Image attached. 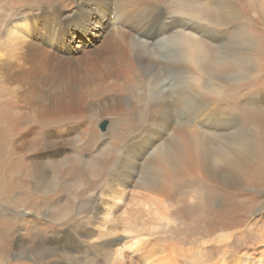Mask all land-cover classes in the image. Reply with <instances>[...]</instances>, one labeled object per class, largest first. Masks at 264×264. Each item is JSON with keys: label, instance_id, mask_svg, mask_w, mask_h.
<instances>
[{"label": "bare ground", "instance_id": "bare-ground-1", "mask_svg": "<svg viewBox=\"0 0 264 264\" xmlns=\"http://www.w3.org/2000/svg\"><path fill=\"white\" fill-rule=\"evenodd\" d=\"M40 1L43 7L33 13L34 20L29 25L26 22L21 24L9 21L8 27L0 26V78L13 74L10 76L12 82H20L21 79L22 84L14 87L19 92V98L29 105H34L35 101L41 116H68L71 119L40 132L33 130L31 123L20 122L13 125L0 106V204L14 209L23 208V201L19 196L14 199L11 197L17 191L29 193V175L31 186L42 191L36 195L31 205L36 208L34 210L41 208L40 204L48 198L65 193L66 199L57 209L45 202L42 207L44 209L40 212L49 217L58 215V218L50 220L55 225L59 223L65 226L69 221L74 224L67 227L61 236L58 237L55 233L45 239L48 226L45 230L41 226L39 229L32 227L34 230L27 233H17L15 228L17 231L22 230L16 225L17 222L25 219L22 216H9L11 212L7 215L0 213V264H12L7 260L10 256L20 259L27 254L24 250V233L31 244L34 238H38V245H34L36 249L32 251L37 264H93L96 260H102L99 264H181L177 258L179 251L173 244H162L156 251L150 242L152 238L148 237L149 232H145L147 235L135 233L129 239L125 236L138 232V224L141 227L144 224L147 226L152 212L153 215L156 210L161 213L158 211L163 206H160L161 197L173 200L170 189L186 176H200L226 189L236 190L250 181L253 172L259 175L255 180L264 182V148L261 137L249 134V127L246 125L245 131L242 130L244 128L237 129L236 132L229 133L226 139L223 138L222 134L227 132L226 125L235 120L236 115L217 103L222 91L219 89L227 80L226 77L232 75L231 71H237L241 79L243 73L256 67V50L251 36L247 34L248 44L237 51L248 66L241 63L236 65V62L227 63L220 70L223 73H219L220 77L215 76L210 86L201 87L199 78L209 72L207 65H215L214 61H219L215 50L189 30L195 23L212 14L206 7L195 5L193 10L186 9L195 20L182 13L164 21L155 29L154 21L158 17L155 15L153 2L158 4L161 0H68L70 9H58L57 4H67L65 0ZM228 3L230 4L223 9L224 21H214L208 26V30H215L216 34L223 30L220 35H244L243 29L246 26L241 21V14L235 10L239 8L234 2ZM183 18L192 22L187 24ZM174 20L180 25L171 26ZM93 22L98 23L97 29ZM201 23L204 24V20ZM229 23L232 29L227 27ZM43 25L45 26L42 27ZM203 29L199 28L201 31ZM70 30L76 34L90 35L89 40L78 43L73 52L70 45L75 37ZM165 37H173L172 44L176 45V69H187L190 74L188 83L184 80L185 77H181L175 83V88L170 79L167 78L168 83L166 77H162L165 74L157 71L158 76L153 77V66L156 69L158 62L152 56L155 53L152 44L164 41ZM87 45L92 47L87 49ZM16 73L20 74L16 76ZM135 81L142 82V96L147 97V130L155 128L171 133L168 141L158 145L159 148H155L152 154L151 165L154 171L146 165L139 175L130 167L135 164L134 159L123 156L117 160L116 167L103 182L106 163L115 156L113 150L97 152V156L91 158L92 161H81L80 157L70 153L58 158L67 146L73 147L81 141L87 142L90 149L94 146L93 151H96L95 141L89 134L95 135L94 138L97 134L86 125L89 116L119 108L120 105H131L138 100L137 97L133 98L137 93ZM184 82L187 83L186 86H192L193 90V86H197V90L190 93L183 86ZM193 82L196 84L193 85ZM154 90L159 92L157 97ZM128 93L133 94V99L128 97ZM185 103L190 105V111L194 110V114L188 119L190 126L180 123L179 114ZM173 107L174 112L169 115L168 110ZM243 122L262 130L264 106H256L246 112ZM209 123L221 128V134H218L221 136L217 137L208 131L201 132L197 139L194 138L198 131L196 127L203 128ZM153 139L151 138L152 144L157 140ZM77 145L74 146L76 153L81 152ZM126 148L123 151L131 155L136 150L132 145H127ZM141 150L146 152V148ZM88 168L90 170L87 173ZM19 170L21 176L18 179L16 174L20 173ZM91 176L94 178L89 179ZM72 179L75 181L72 186L66 184L67 180ZM53 184L52 193L48 196L44 191ZM89 188L96 190L93 201L75 205L76 200L82 198ZM152 195H156L155 198H151ZM212 196L208 195L201 205L202 215L196 221L191 217L196 224L203 219ZM153 200L157 203H153ZM71 205L73 207L70 208ZM69 209L75 210L76 217H72L74 214ZM120 210L121 216L118 215ZM23 213L28 212H20L19 215ZM192 222L188 220L184 223L187 225ZM227 233H222L219 237H227ZM261 235L262 232L255 237L260 249L257 256L243 252L239 254L240 258H236V253L227 260L225 250L215 264H264V238ZM76 236L80 237L83 250L91 247L89 251L97 253L79 258L68 254L70 249L72 252L79 249L75 244L67 242ZM11 237L19 242L15 251L10 249ZM22 263L20 260L15 262Z\"/></svg>", "mask_w": 264, "mask_h": 264}, {"label": "rangeland", "instance_id": "rangeland-1", "mask_svg": "<svg viewBox=\"0 0 264 264\" xmlns=\"http://www.w3.org/2000/svg\"><path fill=\"white\" fill-rule=\"evenodd\" d=\"M65 1L67 4H61L63 6L57 4L58 9H70L71 4H68V0ZM152 2L153 1H151V6ZM228 2H234L239 8L235 10L241 14V21L244 23L243 25L246 26L245 30L243 29L244 35L242 33L239 34L238 37L231 36L229 35V33L220 35L224 32L223 30L217 34L215 30H208V26L213 24L214 21L219 19L220 22L224 21L225 18L223 17V9L224 7H226V5L230 4ZM42 5L43 3L40 0H0V26L6 25V27H8L9 21H13L14 23L18 22L21 24H24L26 22V24L29 25L30 22H33L32 20H34L33 13L40 10ZM195 5L198 7H206V9H209L212 14L209 15V17H207L206 19H201V21L204 20V24H207V26H203L204 24L201 23V21H198L194 24V27H191L189 30L194 32L195 35L198 36V38H200L202 41H204L208 46H210V48L214 49L216 52V58L219 59V61H214L215 65H207V68H209V72L202 74L203 76L199 78L201 87L210 86L213 81L212 79L215 76L220 77L219 73H222L220 72V70H222L224 68V65L227 63L232 64L233 62H236V65L237 63H241L243 66H248V63H246L245 60L239 56L237 51L248 44L249 39L247 38V34L251 36L250 39L254 44L256 50L255 58H257V61L254 63L256 64V67L249 70L248 72L243 73L241 75L243 76L241 79L239 78L237 71H231L230 73L232 75L226 77L227 80L223 82V86H221V88L219 89L222 91L217 103L223 107H226L227 111H230L236 115L235 120L228 122V124L226 125L228 128H225L227 132H225V134H222L224 135L223 138L226 139L229 133H234L237 131V129H242L247 125V127H249V134L254 133L255 136H258L259 138L261 137V143L263 145L262 147L264 148V128L260 130L251 123L243 122V116L246 112H250L256 106H264V0H211V2H209L208 0H161L160 2H158V4H155L153 2V7L156 8L154 9V12L158 17V19L154 21V28L156 29L158 26L162 25L164 21L178 16V14L182 15V13H185L192 20H195V18L189 15V10H186H193ZM111 7L113 9V6ZM192 20L187 21L185 18H183V21L187 24L191 23ZM93 25H95L96 27L98 23L93 22ZM175 25H180V23H177V20H174L171 26ZM229 25L230 23L227 25V27H229ZM44 26L45 25H43L42 27ZM199 28L204 29L201 31L199 30ZM229 28L232 29L233 27L230 26ZM70 31L75 37L74 41H72V44L70 45V50L73 52V50H76V46L78 45V43H82L83 41L87 42L90 38V35L76 34L72 30ZM93 33H95L94 30ZM216 36L218 38H216ZM66 38L65 42H67ZM172 38L173 37H165L164 41L152 44L153 49L155 50V53H153L152 56L158 62V66L156 67V69L153 66V77L158 76L157 71L159 73H162V75L165 74L162 77H166L168 83V79H170L172 87L175 88V83L177 84L181 77H185L184 80H186L188 83L190 74L187 73V69L179 71L175 67L174 54L176 45L172 44ZM86 47L87 49H89L92 46L90 47V45H87ZM242 61H244V63ZM165 69H167V72ZM19 74L20 73H16L15 75L18 76ZM12 75L13 74H10L9 77L0 78V98L2 99L0 100V106L2 111L7 114L8 121L12 122L13 125L19 124L20 122H27V124L31 123L33 130L43 132L45 131L44 129L48 130L49 127H55L61 121H67L71 119V117L68 116H62L59 118L41 116L40 112H38V107L35 101H33L34 105H29L26 104L24 100L19 98V92H17L15 88L20 86L23 81L21 82L20 79V82H12L13 80H11L10 77ZM187 83L184 82L183 86H185L190 93H194L197 90V86H193V90L191 88L192 86H186ZM189 83H191V81ZM136 84L137 87L135 92L137 93L134 97L133 94L128 93V97H137V99L139 98V101L135 100L131 105H120L119 108H115L112 110L107 109L106 112L101 111L102 113H98L97 115L92 114L89 116L90 118L87 120L86 125L88 124L93 133L97 134L96 138H94L95 135L89 134L95 141L94 144H96V151H93L94 146L92 147V149H90L91 146H88L87 142L81 141L75 144H78L77 148L80 149L81 152L76 153L74 149L75 145H73V147L67 146V148L63 149L61 155L58 158H61L64 155L70 153L74 156L80 157L81 161H84L85 159L92 161L91 158L97 156V152L106 149L113 150L115 152V156L106 163L107 165L104 172L103 182L106 181V179L110 176L111 170L116 167L117 160L123 156L134 159L135 164H131L130 167H132L131 169H134V171L139 175L143 173L144 167L146 165L148 166V168H152L153 172L154 167L153 165H151V163L153 162L152 154L155 148H159L158 145H161L168 141L171 133L170 131L162 132L155 128H153L152 130H147L148 126H146L145 124L147 120L146 115L148 114V102L146 101L147 97L142 96V94L144 93L142 82L137 81ZM195 84L196 83L193 82V85ZM1 93H3L4 95H2ZM153 93L157 97V94L159 92L154 90ZM1 95L4 97H1ZM132 97L131 99H133ZM11 105L16 109L14 107L12 108ZM190 110V105L188 103H185L181 109V113L179 114L180 123L183 122L186 126H190V120L188 119H190L189 117L194 114V110ZM173 112L174 107L168 110L169 115H171ZM103 121L106 122V126L102 131L99 129V125ZM204 127H196L198 131L195 134L194 138L197 139L198 135H201V132L208 131L214 133L217 137L221 136L218 135L221 134L220 127H213L212 123H209ZM246 128L242 130L245 131ZM75 134H78V132ZM151 138H154L153 141L157 139L153 142L154 144H152ZM86 139H88V136H86ZM225 139L222 140L225 141ZM127 145H132L135 147L133 149L136 150L134 153H132V155L130 153H127V151H123L124 149H127ZM144 148H146V152H143V150H141ZM88 149L90 150L87 151ZM138 151H140L141 153H139ZM89 170L90 168L87 169V173L89 172ZM18 172L20 173H17L16 175L19 179L21 176V170H19ZM255 173L253 172L252 174L254 175ZM253 175L250 181L247 182L248 184L244 183L241 188L237 189L239 191H237L236 189H226L224 188V186L208 181L200 176L191 178L186 176L185 178L180 180V183L173 185V188L170 189V197H172L173 200L161 197L162 200L160 201V206H163H159L160 209H158V211L160 210L162 214L157 212V210L155 211V215H159L161 219L160 217L158 218L157 216L153 215V212L151 214L149 213V224L147 226L144 224L145 226L143 225L142 227L140 226V224H138V232H133V234L129 233L127 235L128 237L125 236V238L129 239L133 237L132 235H134L135 233L147 235L145 234V232H149L148 237L152 238L150 242L153 243V247L155 248V250L157 251L162 244L166 246H168L167 244H171V246L173 244L176 250L178 249L179 251L177 258L179 259V262L181 264H215L221 258L225 250L227 251L225 254L227 260L232 257L233 254L237 253L239 255L243 252L251 254L253 256H257L260 249L258 248V243L256 242L255 237H258V235H260V233L262 232L263 235L261 236L262 238H264V182H259L257 179L255 180V178L259 176L258 173H256V175L254 176ZM29 178L30 177L28 175V179ZM88 178L92 179L94 178V176ZM260 178H263V176H261ZM28 179L27 183L30 185V189L28 190L29 193L17 191L11 197L14 199L16 196H19L23 201V208L21 207V209H14L0 204V213L4 212V214L7 215L11 212L9 216H22V218L25 219L24 221L20 220L17 222L16 225L22 228V230L20 229L19 231H17V228H15L14 231L17 233H27L31 230H34L32 229V227H36L37 229H39L41 226L45 230L46 226H48L49 228L44 235L45 239L47 237L49 238L55 233L58 234V237L61 236L62 233L66 231L67 227H72V225L74 224L73 221L67 222L65 226L59 223H56L57 225H55V223L50 220L58 218V215L56 217H49L47 215H43L40 211L44 209L42 207L43 205H45V202H47L46 205H52L53 209H57V207L64 203L66 194L61 193V195H59L58 197L48 198L46 201L40 204V206L42 207L36 211L34 210L36 208L31 205L34 203L36 195L41 194L42 191L35 187L33 188L31 186L30 180ZM74 182L75 181L73 179L67 180L66 184H70V186H72ZM53 187L54 184L51 186V188L45 189L44 192L48 196H50ZM218 189H220L221 191ZM95 191L96 190L94 188L87 189L82 195V198L76 200L75 205H83L84 203L93 201V193ZM208 195H213V198L211 200L209 199V206L206 205L207 209H205L203 219L201 218L198 224H196V219H198L199 215H202L203 213L201 205L206 201V197ZM154 196L156 195H152L151 198H155ZM30 197L33 198L31 199ZM153 203L156 204L157 201L153 200ZM71 207H73V205H71L70 208ZM6 208L8 211H6ZM121 210H123V208ZM121 210L118 212V215L122 212ZM49 211L52 210L49 208ZM69 211L72 212L71 214H74L75 210L69 209ZM20 212L28 213L19 215ZM151 215L155 217L153 218V216ZM195 216L197 218H195ZM72 217H76L75 214L72 215ZM191 217L194 218L195 221L192 220ZM188 220H191L193 222L186 225L184 222ZM11 230L13 231V229ZM25 233L24 236L26 237V239L24 238V250L27 254L20 257V259H15L13 256H10L7 260L12 264H15V262H18L19 260L23 262L22 264H37L32 251L36 249L35 246L38 245V238H34V242L32 241L31 244L30 240H27L29 238ZM41 233H43V230ZM222 233H227L228 236L219 237V235H221ZM79 240H81L80 237L76 236V238H73V240L69 239L67 241L68 243L75 244V246L79 247V249H77L76 251L74 250L73 252L70 251L72 250L70 249L69 251H67L68 254H72L76 258H79L86 256V254L90 255L97 253L96 251H89L91 247L83 250V246L80 245L81 242ZM10 242V249L15 251L16 244H18L19 242L14 237L10 238ZM238 255L236 258H240V255ZM101 261L102 260H96L93 264H99Z\"/></svg>", "mask_w": 264, "mask_h": 264}, {"label": "water", "instance_id": "water-1", "mask_svg": "<svg viewBox=\"0 0 264 264\" xmlns=\"http://www.w3.org/2000/svg\"><path fill=\"white\" fill-rule=\"evenodd\" d=\"M105 126H106V122L103 121L102 123H100L99 129L103 131L105 129Z\"/></svg>", "mask_w": 264, "mask_h": 264}]
</instances>
